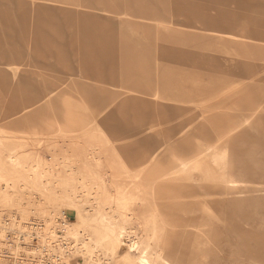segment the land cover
<instances>
[{
    "label": "rangeland",
    "instance_id": "rangeland-1",
    "mask_svg": "<svg viewBox=\"0 0 264 264\" xmlns=\"http://www.w3.org/2000/svg\"><path fill=\"white\" fill-rule=\"evenodd\" d=\"M0 40V203L68 209L71 264H264V0H0Z\"/></svg>",
    "mask_w": 264,
    "mask_h": 264
},
{
    "label": "built area",
    "instance_id": "built-area-1",
    "mask_svg": "<svg viewBox=\"0 0 264 264\" xmlns=\"http://www.w3.org/2000/svg\"><path fill=\"white\" fill-rule=\"evenodd\" d=\"M31 202L19 208L0 203V264H71L74 240L66 228L72 215Z\"/></svg>",
    "mask_w": 264,
    "mask_h": 264
},
{
    "label": "bare ground",
    "instance_id": "bare-ground-1",
    "mask_svg": "<svg viewBox=\"0 0 264 264\" xmlns=\"http://www.w3.org/2000/svg\"><path fill=\"white\" fill-rule=\"evenodd\" d=\"M1 41V40H0ZM187 147H185V149L183 150V153H180L178 156H177V160L180 162V165H182L183 167H187L188 168V166H190V165H195V166H197V162H199V161H201V160H199L198 158H197V161L195 160L194 162H191V163H188L187 161H186V158H189V157H193V156H197L196 155V152H197V150H196V147H195V145H186ZM186 148H187V150H186ZM201 163V162H200ZM199 163V164H200ZM240 167V166H239ZM242 167L243 166H241L237 171H234L233 173H230V176L227 178V183H228V185H229V187H231V188H233V186H235L236 184H238V183H243L244 182V175L242 174ZM149 170L151 171V168L149 167ZM149 171V172H150ZM158 173L159 172H157L156 170H155V174H154V176L157 178L158 176H160V175H158ZM215 177V176H214ZM256 180V179H255ZM254 180V181H255ZM248 181V180H247ZM248 183V182H247ZM151 190H152V194H154L153 193V189L151 188ZM187 191L189 192V190L187 189ZM193 195V194H192ZM154 197H155V194H154ZM153 197V200L155 201V198ZM233 204H232V208H233ZM250 207V206H249ZM263 209V208H262ZM248 210V209H247ZM261 211V210H260ZM262 212V211H261ZM264 212V211H263ZM256 214H258V213H256ZM264 219V218H263ZM92 241V240H91ZM91 244H92V242H91ZM137 244V243H136ZM134 246V245H133ZM132 246V247H133ZM87 247V246H86ZM98 247V246H97ZM131 247V248H132ZM134 248V247H133ZM139 248V247H138ZM91 251V250H90ZM254 253V252H253ZM161 254H162V257H161V259H162V261H163V263L164 264H173V262H174V259H173V257L171 256V253H170V250L167 248V249H162V252H161ZM261 256H263V255H261ZM140 264H146L147 263V261L145 260V259H143V258H140Z\"/></svg>",
    "mask_w": 264,
    "mask_h": 264
}]
</instances>
